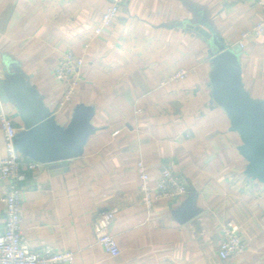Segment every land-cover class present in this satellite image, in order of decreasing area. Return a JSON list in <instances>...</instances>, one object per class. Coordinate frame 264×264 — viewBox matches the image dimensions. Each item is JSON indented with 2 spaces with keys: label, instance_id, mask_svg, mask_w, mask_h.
Listing matches in <instances>:
<instances>
[{
  "label": "crops",
  "instance_id": "1",
  "mask_svg": "<svg viewBox=\"0 0 264 264\" xmlns=\"http://www.w3.org/2000/svg\"><path fill=\"white\" fill-rule=\"evenodd\" d=\"M106 3L0 0L2 73L17 64L60 125L78 105L91 108L82 152L26 168L19 182L27 243L73 250L74 264H264V182L248 171L212 40L215 35L233 50L243 89L264 111V30L236 44L264 6L254 0H129L107 30L94 34ZM65 49L83 63L81 80L60 109L63 87L54 67ZM181 67L186 77L161 83ZM0 110L22 124L14 103L1 99ZM4 154L0 125V159ZM138 160L152 184L172 163L187 192L147 208ZM3 191L0 179V232ZM108 208L115 211L116 256L96 242L93 229ZM226 219L240 226L246 249L223 259L219 224Z\"/></svg>",
  "mask_w": 264,
  "mask_h": 264
},
{
  "label": "built area",
  "instance_id": "2",
  "mask_svg": "<svg viewBox=\"0 0 264 264\" xmlns=\"http://www.w3.org/2000/svg\"><path fill=\"white\" fill-rule=\"evenodd\" d=\"M106 6L97 24L94 26V34H100L107 30L116 20L125 3L129 0H106ZM255 3L264 6V0H254ZM264 30V15L240 32L236 44L244 45V40L250 35H259ZM83 57L71 49L63 50L54 67L56 79L62 84V91L57 100L58 108H64L72 98L75 88L81 80L80 68ZM188 75V69L181 67L163 79L161 83H169ZM3 77L0 68V79ZM1 102V98H0ZM0 125L3 131L5 154L0 159V179L4 181V191L1 200L4 204V223L0 232V264H74V251L70 249H58L50 246L42 249H33L27 243L22 231V191L19 182L26 177V168L33 169L44 162L24 158L25 156L14 144V136L21 129L14 118L3 110H0ZM136 171L142 190V201L147 208H151L157 199L173 200L187 192L188 186L184 176L177 172L172 163L162 166L159 177L155 183H151L149 173L142 160L136 163ZM113 208L102 209L93 223L96 242L112 256L120 252L115 237L110 232V225L114 219ZM221 239L218 246V255L228 259L242 253L246 249V242L241 235L240 226L232 220H222L219 224Z\"/></svg>",
  "mask_w": 264,
  "mask_h": 264
},
{
  "label": "water",
  "instance_id": "3",
  "mask_svg": "<svg viewBox=\"0 0 264 264\" xmlns=\"http://www.w3.org/2000/svg\"><path fill=\"white\" fill-rule=\"evenodd\" d=\"M199 26V25H198ZM207 36L211 32L197 27ZM219 50L215 59L222 74V95L232 113L233 128L243 142L242 151L249 160L248 171L264 182V111L261 101L252 100L243 89L233 50L215 35ZM0 79V98L16 105L22 123L14 136L17 149L29 158L52 162L79 155L91 131V108L78 105L67 125L56 122L54 114L43 103L42 96L17 64L4 68Z\"/></svg>",
  "mask_w": 264,
  "mask_h": 264
},
{
  "label": "trees",
  "instance_id": "4",
  "mask_svg": "<svg viewBox=\"0 0 264 264\" xmlns=\"http://www.w3.org/2000/svg\"><path fill=\"white\" fill-rule=\"evenodd\" d=\"M25 157H27V156H25ZM25 157H24V158H25ZM27 158H28V157H27Z\"/></svg>",
  "mask_w": 264,
  "mask_h": 264
}]
</instances>
